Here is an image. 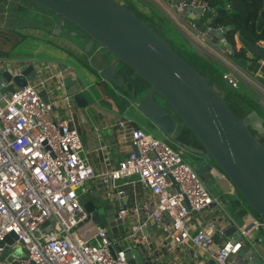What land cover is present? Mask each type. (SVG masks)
I'll list each match as a JSON object with an SVG mask.
<instances>
[{
    "label": "built area",
    "instance_id": "2783aa9c",
    "mask_svg": "<svg viewBox=\"0 0 264 264\" xmlns=\"http://www.w3.org/2000/svg\"><path fill=\"white\" fill-rule=\"evenodd\" d=\"M162 1L171 8L173 0ZM187 3L202 5L203 12L207 7L199 0H179L174 7L180 9ZM212 27L202 28L191 20L185 33L189 41L215 58L221 50L204 36ZM13 59L17 60L0 58V67L15 75L18 68L12 66ZM24 60L36 65V76L0 94V255L7 250L0 264H13L7 256L17 247L27 251V257L13 256L17 264H132L127 251L143 244L148 248L145 264H176L163 254L186 244L199 250L194 256L200 264H245L238 252L247 243L264 264V251L256 248L264 240V221L251 217L236 225L220 198L179 150L129 116L121 115L112 123L119 142L126 145L123 157L112 164L109 152L103 157L106 167L95 172L82 152L69 94L59 96L64 68L46 71L49 68L43 61ZM56 76L57 83L49 87L48 80ZM222 78L237 85L229 72L223 71ZM48 92H53V97ZM59 101L64 103V113L55 116ZM86 181L99 189L104 202L119 199L122 204L126 196V207L116 212L124 225L122 231L109 230L88 217L90 212L81 200L89 192ZM137 185L145 189L144 195H138ZM213 207L227 214L228 225H236L240 237L216 239L215 233L223 235L225 230L220 224L223 214L200 224L194 213ZM125 216L132 218L130 226H125ZM149 221L165 234L161 248L148 247L150 234L143 232V227ZM254 233L256 240L252 239Z\"/></svg>",
    "mask_w": 264,
    "mask_h": 264
},
{
    "label": "water",
    "instance_id": "95a60500",
    "mask_svg": "<svg viewBox=\"0 0 264 264\" xmlns=\"http://www.w3.org/2000/svg\"><path fill=\"white\" fill-rule=\"evenodd\" d=\"M49 9L65 25L64 20L70 21L82 32L88 35L85 48L95 44L108 51L102 54L95 53V67L100 66L99 82L106 81L111 86L124 87L135 79L137 74L144 81L139 86H131L130 95L126 97L131 105L140 112L164 135L176 140L183 127H188L200 141L201 147L190 146L186 143L182 147L191 152L195 168L200 178L205 182L214 178L215 173L224 174L243 200L264 221V143L252 132H264V117L256 109L250 110L239 117L225 102L223 96L208 82V80L180 55L170 43L163 38L153 27L142 20L134 11L119 0H31ZM191 12L189 17L201 23L203 7L187 3L181 8ZM214 10V8H212ZM264 21V0L258 18V23ZM232 24L212 27L205 33V38L221 51H233V46L226 38ZM61 24L53 30L61 31ZM76 32V31H74ZM240 41L258 57L264 59V44L240 36ZM190 46L199 55L208 58L209 55L195 42L189 41ZM9 51L0 49V58L6 57ZM20 55L13 59L12 66L18 68L13 75L5 66L0 67V94L13 91L15 86H23L36 76V65L32 60ZM107 63L105 60H109ZM122 64L123 70L117 69ZM132 71H129L128 68ZM129 76V77H128ZM64 83L67 92L75 91L70 78ZM78 103L82 99L80 92L74 93ZM83 100V99H82ZM264 107V99H257ZM114 131L111 129L103 130ZM85 143L84 137H81ZM109 141V139L106 138ZM111 148L115 154V163L118 162L117 143L111 137ZM89 192H85L81 200L94 222L106 225L109 230L124 229L122 219L116 216L118 209L125 208L126 196L111 202H103L104 198L99 189L90 181H86ZM128 190L125 191V194ZM222 197V196H221ZM223 200V199H222ZM96 206V209H95ZM99 215V216H98ZM118 223V227L115 224ZM47 228H50L48 226ZM235 232L240 237L236 225L228 226L224 233L229 235ZM113 236V235H111ZM196 248V246H194ZM112 248V247H111ZM5 249L0 259L4 258ZM144 252L146 245L135 246L128 250L126 255L132 264H145ZM239 255L245 264H263L262 258L250 244H245L239 250ZM13 256L27 257V251L17 247L7 256L13 264L17 261Z\"/></svg>",
    "mask_w": 264,
    "mask_h": 264
},
{
    "label": "crops",
    "instance_id": "0c3cea01",
    "mask_svg": "<svg viewBox=\"0 0 264 264\" xmlns=\"http://www.w3.org/2000/svg\"><path fill=\"white\" fill-rule=\"evenodd\" d=\"M176 1L179 0L172 1L173 4L171 5V8L175 10V19L177 20V22L181 25L182 28L183 27L185 28L187 23H189L191 20L195 18L192 19V17L188 16L191 14V12L185 10L183 11L178 8L175 9L174 4L176 3ZM37 10L39 11V13L42 14V10L40 8H38ZM210 18H212V16L209 17V19ZM200 23L201 26L204 24L203 21H201ZM58 24H61L62 29L59 33H54L53 30ZM47 25L48 27L47 28L44 27L42 28V30H38L35 27V25L20 26L19 28L22 30V32L25 33V35L28 33L32 36V41L29 42V40H24L16 43L17 45L15 46V48H13L14 49L13 52L19 55H27L28 57H32L34 59L43 61V63L46 64V67L49 68V70L46 71L57 72L59 67L64 68L65 74L64 77L62 78L63 81L58 85L59 96H62L64 94H69V100L73 106L77 128L80 131L81 137H84L85 139V143L82 142L83 143L82 152L85 154V156L92 164L95 172H99L100 170H103L106 167L107 164L105 165L103 161V157L105 155H108L109 152L112 155L111 163L115 164V154L112 152L113 149L110 146L112 136L115 137V141L117 143L116 149H117L118 157L119 158L123 157L125 153L126 145H123L119 142V139L117 137L116 127L112 124L115 121V119L121 115H127L131 119H133V121H135L137 124L140 123L138 120L134 118V116L128 114V112L126 111V107L121 110H118L114 107V105H118V104L116 100L113 98V96H111L108 92H106V89L108 87H112V88L115 87L111 86V84L107 83L106 81L103 82L101 81L103 83L102 85L99 84V74L96 72V69L99 71L101 67L97 66L96 68L94 64L95 62L94 60L92 61V58H94L95 53L98 51H101V53L104 55L108 54V51L98 44L90 46V49H88L89 47L85 48V44L88 40V37L83 43L80 41L81 39L80 37L78 41H69L64 34V31L67 30L64 27L66 25L58 17H55V19L50 22L48 21ZM3 29L4 28L1 26L0 32H3L4 31ZM39 31L43 32V36H38ZM8 34H10V32L5 31V35ZM13 39L11 38V40H7V41L0 40L1 43L0 49L9 51L8 49L9 46L7 43L12 42ZM263 40L264 39H261L259 42L264 44ZM235 41L237 43V46L241 45L240 37L238 35H235ZM22 44L23 47L20 46ZM89 50L90 52L88 54L86 51ZM228 52L229 51L216 52L217 57H215L214 59L222 65L224 71L229 72L233 77L236 78L237 83L244 90L247 89V91L257 99L259 98L264 99V59L258 57L253 52L247 50V54L249 56L251 57L257 56V57L248 60H243L242 64H239V63H235L228 56ZM42 53H44L43 57L40 56L42 55ZM111 59L113 58H110L109 60H105V62L107 63ZM123 68L124 67L122 64H119L117 67V69H119L120 71L123 70ZM66 78H70L71 84L74 85L76 89L75 91L71 93L67 92V87L64 83V80ZM55 79H57V76L54 79L48 80L49 87L53 84V82L57 83ZM84 86H87V88H85ZM92 86H97L99 90H102L104 92L102 100L105 98H107V100L103 102L100 101L99 103L96 104L90 101L88 99V96L83 92V90L86 89L90 92L89 89ZM53 92H48L47 95L49 97H53L52 96ZM76 92H80L82 94L83 100L82 99L79 100L81 103H78L74 97V93ZM100 103L105 105L107 108L99 106ZM255 109L259 112L260 115L264 117V107L260 105ZM63 113H64V103L63 101H59L56 103V110L54 111V115L60 116L63 115ZM111 127L114 129V131H111V133L108 131H106L105 134L102 133L103 130L111 129ZM106 138L109 139V141L106 140ZM216 174L218 177L217 178L214 177L215 179L213 181V183H215L214 185L216 191L212 189L209 190L214 195H217L220 198V201L222 205H224V209L226 210V213L228 215H231V217H233L232 219L233 222L237 225L245 219L254 217L253 214H251L248 210H246L247 204L245 203L243 198L239 195L238 191L235 189V187L232 185L229 179L222 173H216ZM90 182L92 183V181ZM125 187H129V186L126 185ZM136 191L139 193L138 194L139 196L145 194V189H143L140 185L136 186ZM233 198L238 200L239 205L241 207L246 208L245 209L246 211L243 214L238 213L236 210L231 209L230 200ZM247 212H249V215L246 216ZM222 214L224 216L220 220V224L223 225L224 229H226L230 225H228L227 214H225L223 210L221 209L219 210L216 209V207H213L211 210L207 209L201 212L194 213V215L200 221V224H204L209 219L214 217L219 218ZM131 222H132V218L130 216H125L124 219L125 226H130ZM195 222L196 224H198V221ZM143 232L150 234L147 242L148 247L149 246H156L159 248L163 247L165 234L162 232L161 229L156 227L155 224H153V222L151 221L147 222L143 227ZM230 235L236 236L235 232L229 235L225 233H223V235L215 233L216 239H222V238L224 239ZM138 241L139 243L143 242L141 241V238H139ZM261 242L256 244V248L258 250L264 251V246L261 245ZM146 250H148L147 247ZM194 252L198 253L199 250H195V247L192 244H186L182 248H176L174 251L164 253L163 257L168 258L171 256L176 261V264H200L201 261L197 260L198 258L194 256ZM145 253L146 252H144V254Z\"/></svg>",
    "mask_w": 264,
    "mask_h": 264
},
{
    "label": "trees",
    "instance_id": "16d2710c",
    "mask_svg": "<svg viewBox=\"0 0 264 264\" xmlns=\"http://www.w3.org/2000/svg\"><path fill=\"white\" fill-rule=\"evenodd\" d=\"M119 1L134 11L148 25L153 27L170 43L175 51H177L192 66H194L223 96L225 102L239 117L260 106L257 98L251 95L247 89L244 90L238 83L236 86H231L228 84L222 78V73L224 71L222 65L212 57L205 58L199 55L196 51H194V49H192L189 44V40H187L184 36L181 37V43H174L173 40H171V38L166 34V32L176 31L174 30L173 25L169 21L168 17L158 7L148 3L147 0ZM199 2L204 3L207 6L202 15V21L204 23L203 27H220L229 24L234 26L233 28L228 29L225 35L228 42L233 46V51L228 52V56L235 63L242 64L243 60L257 57L249 56L247 54V47L242 42L240 46H237L235 35H238L239 37L244 36L255 42H259L261 39H264V21L262 24L258 23V18L263 6V0H199ZM32 4L37 5V7L39 6L41 8H46L41 4L32 2L31 0H0V25L4 28V31L0 32V40H11V38L13 39L14 36L12 43H7L9 46L8 49L11 47L14 48L12 44L14 42L18 43L25 36L21 35L17 31L15 32L14 28H19L20 26L24 25H41L44 27L43 25L45 24L46 20L47 22L49 20L51 21V19L48 18L46 20L43 19L42 21L38 18L36 19V17L30 18L31 15H29L26 11L31 9ZM212 8H214V10H212ZM211 16L212 18L209 19ZM56 17L60 18L59 15ZM64 22L73 24L67 20H64ZM5 31L10 32V34L5 35ZM79 34H84L86 37H88V35L82 32L81 29L79 30L78 35ZM127 68L129 71H132L131 68ZM142 81L144 80L136 74L135 79L129 81V85L127 87H122L123 89L121 91L125 92L127 95H130L131 86L133 84L139 86V83ZM114 87L118 88V86ZM114 99L120 107V110L124 109L128 105L124 99L117 100L115 97ZM134 123L136 124V122ZM251 130L261 140L260 133H257L253 129ZM172 141L178 143L179 145L186 143L190 146L201 147L200 141L194 136L188 127H183L178 133L177 139ZM230 203L231 209L236 210L238 213L243 214L247 210L245 207H241L238 200L235 198L231 199ZM254 213L259 217L258 213L255 211Z\"/></svg>",
    "mask_w": 264,
    "mask_h": 264
},
{
    "label": "rangeland",
    "instance_id": "374dc122",
    "mask_svg": "<svg viewBox=\"0 0 264 264\" xmlns=\"http://www.w3.org/2000/svg\"><path fill=\"white\" fill-rule=\"evenodd\" d=\"M148 1V3H151L152 5H154V6H156V7H158L167 17H168V19H169V21L171 22V24L173 25V28H174V30L176 31V32H170V31H167L166 32V34L171 38V40H173V42L174 43H176V44H179V43H181L182 42V36H184L187 40H189L190 39V37L188 36V34H186L185 33V31H186V29L183 27H181V25L177 22V20L175 19V10L173 9V8H169L167 5H163L162 4V0H147ZM37 7V5H35V4H32V7H31V9H28L26 12L29 14V15H31V17L30 18H33V17H36V19L38 18L39 20H43V19H47V17L50 19V17H52L53 15H54V13L52 12V11H50L49 9H46V8H41V7H39L41 10H42V14L41 13H39V11L37 10L38 8H36ZM172 12H173V16H172ZM50 14V15H49ZM50 21V20H49ZM52 21V20H51ZM54 22V21H53ZM35 27L38 29V30H42V28H44V27H48V25H47V20L45 21V24H44V27H42L41 25H38V26H36L35 25ZM65 27V29H67L66 31H64V34H65V36L67 37V39L69 40V41H78L79 40V37L81 38L80 39V41L83 43L86 39H87V37L84 35V34H82V35H78V33H79V30L80 29H77V27L75 26V25H73V24H69V23H67V25L66 26H64ZM176 27L178 28V31H179V33H178V31H177V29H176ZM202 27H203V25H202ZM14 30H15V32L17 31L18 33H20L21 35H25V33L24 32H22V30L20 29V28H14ZM74 31H76V32H74ZM182 34H181V33ZM38 36H43V32L42 31H39V33H38ZM24 40H29V42L30 41H32V36L30 35V34H26L19 42H21V41H24ZM12 43V42H11ZM16 42H14L12 45L14 46V48H15V46L17 45V44H15ZM20 46H22L23 47V44L22 45H20ZM14 51V49L11 47L10 49H9V53L7 54V56L6 57H9V58H15V57H20V55L19 54H16V53H14L13 52ZM88 54H89V52H90V50L89 51H86ZM44 53H42V55H40V56H44L43 55ZM125 70L126 69H123V71L125 72ZM99 74V73H98ZM129 77V76H128ZM239 82V81H238ZM99 84L100 85H102L103 83L102 82H99ZM123 88L122 87H118V88H110V87H108L107 89H106V92H108L111 96H114L117 100H125V102L128 104L127 106H126V111L128 112V114H130V115H132V116H134V118L136 119V120H138L139 121V123L140 124H142L143 126H145L147 129H149L150 131H152L155 135H157L158 137H161V138H164V139H166L173 147H175L176 149H178L179 150V152L182 154V156H183V158L187 161V162H189L190 164L194 161V157H193V154L191 153V152H189V151H187V150H184L183 149V147H182V145H179L178 143H176V142H173V141H171V140H169V139H167L168 137L166 136V135H164L161 131H159L150 121H149V119H147L145 116H143V114H141V112L139 111V109L138 108H136L135 106H133V105H131L130 104V102L132 101L131 99L130 100H128L126 97H123L122 95H120V94H118V92H120V93H122V94H124V95H126V96H128L125 92H123V91H121ZM90 92L88 91V90H86V89H84L83 90V92L88 96V99L90 100V101H92V102H94L95 104L96 103H99L100 101L101 102H103V101H106L107 100V98H105V99H103L102 100V98H103V91L102 90H99V88L97 87V86H92V87H90ZM122 96V97H121ZM113 97V98H114ZM99 106H101V107H104V108H107L105 105H103L102 103H100V105ZM114 107L116 108V109H118V110H120V107L118 106V105H114ZM262 135H264V133H260V138H261V140L264 142V136H262ZM217 173V172H216ZM215 173V178H217L218 176H217V174ZM215 178H209L205 183H206V185L208 186V188L211 190H214V191H216V189H215V183H213V181H214V179ZM241 196V195H240ZM242 197V196H241ZM131 198V197H130ZM104 202V201H103ZM246 203V202H245ZM247 204V203H246ZM247 210L251 213V214H253V216L254 217H258L255 213H254V211L252 210V208L247 204ZM249 212H247V214H246V216L247 215H249ZM256 235H257V233H254L253 234V240H256ZM261 245L262 246H264V241H262L261 242Z\"/></svg>",
    "mask_w": 264,
    "mask_h": 264
},
{
    "label": "clouds",
    "instance_id": "9594fccd",
    "mask_svg": "<svg viewBox=\"0 0 264 264\" xmlns=\"http://www.w3.org/2000/svg\"><path fill=\"white\" fill-rule=\"evenodd\" d=\"M174 5H175V4H174ZM180 9H181V8H180ZM181 10H182V9H181ZM203 13H204V12H202V15H203ZM193 20H195V19H193ZM195 21L198 23V20H197V19H196ZM201 21H202V18H201Z\"/></svg>",
    "mask_w": 264,
    "mask_h": 264
}]
</instances>
